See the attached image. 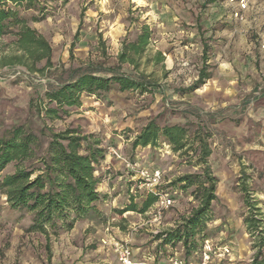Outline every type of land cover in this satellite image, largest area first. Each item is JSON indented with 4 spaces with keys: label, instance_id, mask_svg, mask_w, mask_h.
Here are the masks:
<instances>
[{
    "label": "rangeland",
    "instance_id": "obj_1",
    "mask_svg": "<svg viewBox=\"0 0 264 264\" xmlns=\"http://www.w3.org/2000/svg\"><path fill=\"white\" fill-rule=\"evenodd\" d=\"M41 2L38 10L19 9V14L49 42L52 67L32 75L20 67L0 71V134L22 125L45 144L49 131L75 129L99 140L104 160L117 162L119 170L105 169L100 162L95 176L108 188L99 192L97 187L102 200L94 203L93 212L56 234L50 229L46 234L30 231L31 214L10 209L0 197V264H114V244L124 242L140 260L155 235L165 231L160 229L163 221L171 225L169 229L188 215L197 205L190 195L194 187L182 190L172 182L201 173L193 165L196 144L186 155L172 152L162 141L155 148L133 149L132 141L150 120L160 126L185 125L190 137L195 131L207 137V161L217 183L205 240L215 246L244 236L248 252L243 264H252L255 246H260L264 259V0H251L243 21L211 15L208 0ZM143 25L152 32L150 50L164 56V68L155 70L148 91L120 92L113 86L99 97L82 95L80 105L65 108L58 120L36 114L32 105L42 106L44 92L74 72L90 67L98 76H110L122 41L134 40ZM202 68L208 79L191 90ZM129 72L123 65L118 73ZM109 149L147 170L161 172L158 190L169 194L174 205L164 211L158 231L150 224L154 205L139 212L145 191L137 189ZM11 171L8 166L2 176ZM245 197L258 212L254 235L244 222L249 217ZM131 204L136 211H126ZM169 247L175 249L169 258L184 260L182 244Z\"/></svg>",
    "mask_w": 264,
    "mask_h": 264
},
{
    "label": "trees",
    "instance_id": "obj_2",
    "mask_svg": "<svg viewBox=\"0 0 264 264\" xmlns=\"http://www.w3.org/2000/svg\"><path fill=\"white\" fill-rule=\"evenodd\" d=\"M41 3V0H0V71L20 67L32 75L52 67L49 42L19 14V9L36 11ZM151 37L149 27L141 26L134 40L122 41L116 66L109 69L110 76H98L89 70L90 67L83 72L76 71L67 81L45 91L42 106L40 103L32 105L34 111L54 121L59 119L60 113H66L65 108L78 107L82 95L99 97L110 92L113 86L120 92L148 91L155 70L164 68L163 54L150 50ZM41 63L44 65L39 67ZM123 65L130 68L129 73H118ZM148 68L150 72L146 73ZM207 79L205 68H202L190 89H198ZM206 138L198 131L190 137L185 125L160 126L156 120H150L131 144L133 149L155 148L162 141L179 155H186L196 144L192 162L201 173L180 176L172 185L179 184L182 190L194 187L190 195L197 205L188 215L181 216L172 228L154 237L159 246L182 244L185 258L197 253L205 241V223L211 217V204L216 199L217 180L209 169L210 150ZM46 139L44 144L40 136L22 125L12 126L0 134V197L10 209L31 214L30 231L46 234L50 229L56 234L58 229H69L72 222L93 212L94 203L102 200L103 195L97 191L101 179L95 172L105 159V149L99 140L83 136L75 129L49 131ZM8 166L12 171L2 176ZM144 193L140 213H145L157 200L156 195ZM245 205L249 217L244 222L249 234L254 235L258 231L259 220L255 216L258 212H253L246 197ZM126 211H136V207L131 204ZM255 247L258 250L252 264H264L260 246Z\"/></svg>",
    "mask_w": 264,
    "mask_h": 264
},
{
    "label": "built area",
    "instance_id": "obj_3",
    "mask_svg": "<svg viewBox=\"0 0 264 264\" xmlns=\"http://www.w3.org/2000/svg\"><path fill=\"white\" fill-rule=\"evenodd\" d=\"M230 3H235L236 7L232 11L231 17L236 21H243L246 12L250 9L251 0H229ZM264 12V6L262 8ZM108 154H112L118 161H120L125 170L131 174V179L135 180L137 189H143L145 192L156 195L157 200L154 204V210L151 221L160 224L162 221L164 211L168 210L174 205L173 198L163 192H158V187L162 182V174L159 170H147L136 161L125 159L114 151L109 149ZM131 192V190H130ZM114 252L116 256V264H145L144 262H136L132 258V252L127 243L114 244ZM229 251L222 248L218 253L215 252L213 245L209 240H205L201 248V259L199 264H209L212 257L223 258L228 255ZM169 264H187L180 258H171Z\"/></svg>",
    "mask_w": 264,
    "mask_h": 264
},
{
    "label": "crops",
    "instance_id": "obj_4",
    "mask_svg": "<svg viewBox=\"0 0 264 264\" xmlns=\"http://www.w3.org/2000/svg\"><path fill=\"white\" fill-rule=\"evenodd\" d=\"M208 1H209L208 4L210 6L209 13L211 15H216V16L226 15V17L232 19L231 14H232V11L236 7L235 3H230L229 0H208ZM103 163L106 165L105 169H110V167H112L113 171L119 170L118 169L119 165L117 162H115V165H114L111 162H109L108 159H106L103 161ZM97 173L98 172L96 171V174ZM121 178L122 177L119 176L118 179H121ZM125 182H127V180ZM98 186H99L98 188L99 192H101L102 190L106 191V189L108 190L107 184H105L103 180L100 182ZM215 223L217 222L213 221V225H216ZM150 224L153 225L156 231H158L157 224H153L152 222H150ZM168 227H171V225L169 223H164L163 221L160 229L167 230ZM150 233L154 234L155 232L151 230ZM225 234H226V231H225ZM225 237L227 236L225 235ZM158 244H159V241H153L151 245L144 248L142 251L143 256L140 260L136 257L135 252L132 250L131 252H132L133 260L136 262H144L145 264H169L171 258H169L168 256H170V252L175 249H172L169 246H159ZM213 247L216 253H218L220 249L226 248L229 251V254L225 255L223 258H216L212 260V262H210L209 264H243V261L246 258V253L248 252L247 248L244 245V236H242L239 239L238 237L235 238V236H233L230 238V240L225 241L224 244H216ZM191 259L192 260L188 258L187 260L184 258V261L187 264H199L200 259H201V250L199 254L194 253ZM114 264H116V261Z\"/></svg>",
    "mask_w": 264,
    "mask_h": 264
}]
</instances>
